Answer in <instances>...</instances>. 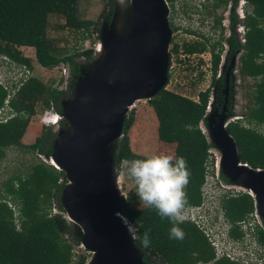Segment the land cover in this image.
Here are the masks:
<instances>
[{"label":"trees","instance_id":"trees-1","mask_svg":"<svg viewBox=\"0 0 264 264\" xmlns=\"http://www.w3.org/2000/svg\"><path fill=\"white\" fill-rule=\"evenodd\" d=\"M78 1L0 0V55L8 56L10 60L6 64L13 69L21 65L30 68V60L17 49L29 46L34 49V58L39 66L51 68L61 62L68 67L71 77L68 86L59 90L29 76L11 93L7 106L12 115L0 122V159L7 148L40 157H48L50 154L55 133L49 128L43 127L32 143L23 144L20 138L34 114L36 103L44 107L52 106L59 113L60 101L70 97L72 83L78 72L77 61L73 55H66L54 46L47 37L46 26L48 15L55 14L63 19L61 26L81 31L80 40L88 37L92 31L96 32L97 22L78 17ZM220 3L223 1L216 0L213 8ZM112 10L110 2L108 15L105 16L106 23L110 20ZM243 13V44H236L232 35L228 40L229 53L241 50L238 56L239 73L253 82L247 95L249 103L245 106L246 113L240 118L227 120L225 129L234 140L239 160L250 168L264 170V0H244ZM231 16L233 18V12ZM213 22L219 26L216 18ZM169 26L172 30L176 29L171 23ZM181 50L186 54L205 50L209 53L208 87L198 91L195 100L161 88L147 103L157 122V139L173 144V155L184 157L187 161L190 182L186 192L189 206H193L201 200L199 189L203 181L207 150L212 146L200 130L199 122L204 119L209 88L213 85L217 86V91L212 106L217 111L220 109L219 90L223 83L221 77L215 79V74L221 45L219 40L204 37V41L183 43ZM176 51L177 45L172 44L170 52ZM91 53L92 49L86 48L78 55L88 59ZM200 75L198 73V77ZM9 82L15 88L11 80ZM6 96L7 90L0 84V107ZM131 122V115L123 121L121 136L112 156L116 166L125 159L147 157L129 148L126 131ZM58 124L63 126L61 121ZM220 178L227 182L222 175ZM64 183V174L60 170L39 159L31 161L25 171L13 172L0 181V264H84L86 255L81 254L75 260L72 259L71 244L63 237L70 233L69 223L60 207L57 206L59 212L50 213L52 200L58 199ZM252 210V197L246 192H237L235 195L231 193L218 197L213 215L216 218L221 212L230 223L229 237L240 239L243 232L235 222L245 221ZM120 212L138 229L137 239L133 243L145 264L152 262L150 257L163 264H192L195 261L205 264H243L224 256L214 259L212 247L192 222L180 224L184 238L174 240L169 237L172 224L167 219H161L155 210L142 206L131 207L120 196ZM145 231L151 240L146 248L140 239ZM252 235L264 249V229L255 225ZM259 264H264V260Z\"/></svg>","mask_w":264,"mask_h":264},{"label":"water","instance_id":"water-1","mask_svg":"<svg viewBox=\"0 0 264 264\" xmlns=\"http://www.w3.org/2000/svg\"><path fill=\"white\" fill-rule=\"evenodd\" d=\"M128 7L130 22L122 36L115 35L112 20L99 26L94 47L98 56L74 77L70 97L60 101L58 121L52 125L56 135L49 156L44 158L64 174L58 203L64 217L79 228V243L89 253L84 264H145L131 236L128 260L118 253L123 233L112 214V204L116 213L120 212L121 195L118 177L110 172L111 145L120 138L126 112L132 108L126 111L123 106L148 100L163 88L170 33L164 0H128ZM133 22L134 40L121 51L110 34L124 40ZM99 46L104 47L101 58ZM92 75L94 81L88 77ZM205 116L212 120L211 114ZM223 118L218 116L208 135L220 151L218 171L231 185L249 190L264 229V170L242 164ZM60 121L66 126L60 127ZM93 249L99 251L94 253Z\"/></svg>","mask_w":264,"mask_h":264},{"label":"rangeland","instance_id":"rangeland-1","mask_svg":"<svg viewBox=\"0 0 264 264\" xmlns=\"http://www.w3.org/2000/svg\"><path fill=\"white\" fill-rule=\"evenodd\" d=\"M110 2L113 5V10L110 15L109 22L111 20L113 22L115 35L122 36L129 25L131 17L130 9L128 7V0H79L77 3L78 17L81 19H90L94 22H97L96 32L92 31L91 34L88 37H85L83 40H80V30H73L61 26L63 25V19L61 17L55 14L48 15L46 26L47 37L48 39H51L55 47L63 50V53L74 56L77 61V75L81 70L86 71L89 68L91 62L98 56L97 52L94 50L95 43L98 39L97 32L99 26L105 21V16L108 15V3ZM164 2L167 6L165 15L170 37L167 43L168 65L166 69V81L163 88L195 100L197 92L205 89L209 85L210 79L208 69L210 56L206 50L201 53L186 54L181 50L182 44L191 41H201V37L197 34L199 32L203 35H208L211 39H219L224 45H227L228 41L223 33H225L228 28H225L221 23V21L225 19L224 13L226 12L227 6L225 5L224 8L220 7L213 11L209 6L212 0H173L172 7H170L165 0ZM203 4L206 6L203 7ZM241 7L244 6L241 4ZM216 16L220 18L219 26L222 27V34L219 37L217 36L218 28L212 24V18ZM169 23L175 25L176 29L172 30L169 26ZM239 24H241L240 21ZM241 33L242 32L238 34ZM232 35L234 40H236L235 35L233 33ZM172 44L177 45V51L174 53L170 52ZM86 48L92 49L91 56L88 59L78 55V53ZM17 49L20 51L22 56L27 57L30 60V68L27 69L30 71L31 77H34L59 90H63L68 86L71 77L69 78V73L68 75L61 73V68L63 67L60 64L51 68L41 67L35 61L34 49L32 47L20 46ZM237 54L238 53H233L229 57L231 58L230 64H232V66L229 67L228 65L224 68L222 64H219V62L217 65L215 79L221 77L223 83L219 90L221 95L220 107H224L223 112L221 108L218 111L215 110L210 104L214 98V93L217 91V86L213 85L209 88L210 90L208 95L207 111L205 114H211L212 120L209 121L206 116H204L203 121L199 122V128L208 141V135L210 131L209 127L213 125L214 121L216 122L218 120L217 118L220 114L224 116L223 121L226 122L231 118H240L246 113L245 106L249 103V98L247 95L251 90L253 80L238 74V62L236 59ZM223 55L224 52L220 51L219 57L221 56L222 58ZM63 66L64 68L66 67L64 64ZM198 73L201 74L199 77ZM47 108L48 107H44L40 103H36L34 106V114L31 115L29 122L20 138L21 143H32L34 138L40 133L43 127L54 131V126H44L39 122V116L41 115L42 111ZM225 108L227 111H224ZM228 111L234 116L226 114ZM7 114L8 111L5 112L4 115L1 113L0 116L4 117ZM129 115L132 117V122L126 131V135L131 151L144 156H150L153 154L173 155V144L163 143L156 137L157 122L146 99L136 100L131 110L126 112L125 118ZM65 126V123H63V126L60 124V127L62 128ZM118 140L119 138L116 139L111 145L112 156L116 149ZM207 151L210 152L209 160L212 159V163L215 158H218V155H220V151L215 148L213 144ZM44 158V156L40 157L37 154L21 153L14 148L5 149V154L0 159V181L5 179L13 172L25 171L27 165L36 159L47 163L44 161ZM123 171L124 169L122 168V163L118 164L117 166L114 165L112 157L110 172L114 178L118 177L117 186L120 189V195L123 197V199L124 196H127L131 201V203H127L131 207L136 208L138 200L135 196V185L126 176L121 175ZM220 175H222L220 171L217 173V176H214L213 174L212 182L215 183L216 189L218 192H221V195L226 193L242 192L241 190H237L238 187L231 186L228 180L227 182L222 181ZM225 187L234 188H229L230 190H226L223 189ZM216 198L217 194L214 193L213 198L211 199L213 203H209L208 206V214L213 216L212 219H214L213 210L215 207H213V205L215 204ZM57 206L60 207L61 213L63 215V209L58 203V199L52 200L50 213L53 214L59 212ZM200 211H203V213L199 212L201 215H205L207 212L206 209ZM253 213L257 215L255 210ZM219 217L223 218L222 215H219ZM251 219L253 218L247 216V220L251 221ZM258 221H261V219L258 218ZM68 223L70 233L69 235L64 234L63 237L68 243L71 244L72 259L75 260L77 256L81 254L86 255L87 258L89 253L79 243V228L69 221ZM75 238L78 240L77 242H75ZM248 243L249 241L246 240V244ZM243 247L244 245H242L241 248ZM244 249L250 250L251 244L249 243V246ZM254 249L258 251L257 248Z\"/></svg>","mask_w":264,"mask_h":264},{"label":"clouds","instance_id":"clouds-1","mask_svg":"<svg viewBox=\"0 0 264 264\" xmlns=\"http://www.w3.org/2000/svg\"><path fill=\"white\" fill-rule=\"evenodd\" d=\"M241 4L244 6V0H241ZM17 70L18 68L13 69L0 59L2 80H10L11 72H17ZM122 168L124 171L121 175L126 176L135 185L137 207L153 209L161 219L169 220L172 224L169 230L170 239L182 240L185 234L179 225L188 220L189 206L186 188L190 182V171L186 159L170 154H153L143 159H125L122 161ZM117 190L119 191V188ZM124 199L131 203L127 196H124ZM115 215L121 220L132 239H137L136 225L122 212H117ZM140 239L145 248L151 243L147 231Z\"/></svg>","mask_w":264,"mask_h":264},{"label":"built area","instance_id":"built-area-1","mask_svg":"<svg viewBox=\"0 0 264 264\" xmlns=\"http://www.w3.org/2000/svg\"><path fill=\"white\" fill-rule=\"evenodd\" d=\"M4 62H8L9 58L2 55L0 56ZM63 68H61V73L66 72V67L64 68L63 63H59ZM30 76V71L24 66L21 65L17 72H11L10 80L15 88H13L8 81L2 80L0 78V84L7 90V96L3 101V105L0 107V114L3 115L5 112L8 111V114L4 117L0 116V122H4L8 117L12 115L10 108L7 106L8 97L11 93L17 89L23 81ZM7 83V84H6ZM58 121L57 112L54 110L52 106H49L47 109L42 111L41 115L39 116V122L44 126L47 125H55ZM210 152L208 151L207 161L205 163L204 173H203V181L200 185V203L198 205L188 206L187 208V215L189 222H192L204 235L208 244L212 247L214 256H224L230 260L238 261L239 263L243 264H259L262 260H264V249H262L258 243L256 242L255 238L252 235L255 225L259 228H262L261 221H258V217L253 210L248 213V217H252L251 221H236L235 224L239 227V229L243 232L240 239H233L229 237L228 230L230 228V223L226 221L224 218H220L219 215H222L221 212L217 215L216 218L212 219L213 216L208 214L209 211V203H213L211 200L213 198V194H217V198L215 200V204L213 207H216L218 197L222 196L218 192L215 186V183L212 182L213 174L217 176L218 168L216 165L217 159L212 163V159L209 160ZM213 171V172H211ZM229 188L232 187H225L223 189L230 190ZM235 190V189H234ZM240 190V189H237ZM242 191V190H241ZM245 192V191H242ZM237 193V192H236ZM236 193H232L235 195ZM231 194V193H226ZM225 194V195H226ZM207 210V214L201 215L199 212L200 210ZM255 220V221H254ZM246 240L249 241L251 244V249L253 250H246L244 248L249 246V243L246 244ZM242 245H244L243 248ZM257 248L258 251H256Z\"/></svg>","mask_w":264,"mask_h":264},{"label":"flooded vegetation","instance_id":"flooded-vegetation-1","mask_svg":"<svg viewBox=\"0 0 264 264\" xmlns=\"http://www.w3.org/2000/svg\"><path fill=\"white\" fill-rule=\"evenodd\" d=\"M166 1V3L167 4H169V6L170 7H172V1L173 0H165ZM216 0H212V2L209 4V6L211 7V9L214 11L215 9H217V8H224L225 7V5L227 6V9H226V12L224 13V15H225V19H223V21H221V23L223 24V26L225 27V28H228L227 30H226V32L225 33H223V35H225V37L227 38V41L230 39V37L232 36V33L235 35V37H236V40H235V42H236V44H238V45H242L243 44V36H242V34H238V33H240L242 30H243V20H244V13H243V7H241V0H220V1H223V3H220L216 8H213V3L215 2ZM203 7H205L206 5H202ZM231 12H233V18H234V20H233V18H232V16H231ZM217 19L218 21L220 20V18L218 17V16H216V17H213L212 18V24H214V22H213V19ZM238 21V22H237ZM239 21L241 22V24H239ZM215 25V24H214ZM175 26V25H174ZM217 28H218V33H217V36L219 37V36H221V34H222V27L221 26H218V25H215ZM229 26H230V28H232V29H230L229 28ZM176 27V26H175ZM221 28V29H220ZM173 30H175V29H173ZM220 30H221V33L219 34V32H220ZM232 30V31H231ZM198 34V36H200L201 37V41H204V37H207V38H209L210 40H214V39H211L208 35H203V34H201V33H197ZM215 40H219V39H215ZM194 41H191V42H187V43H193ZM219 42H220V45H221V47H222V49H221V51L222 52H224V55H223V57L221 58V56L219 57V64H222L223 65V67L225 68V67H227L228 65H229V67L230 66H232V64H230V62H231V58H229L233 53H229V46H228V44L227 45H224L223 44V42H221L220 40H219ZM240 52H241V50H239V51H237V52H234V53H238L237 54V57H236V59H237V62H238V56H239V54H240ZM193 54V53H192ZM238 66H239V62H238ZM238 66H237V72H238V74L240 75V76H243V75H241L240 73H239V69H238ZM67 68V70H68V67H66ZM229 72V71H228ZM68 73H69V71H68ZM68 73H67V75H68ZM245 77V76H244ZM213 102H214V98L212 99V102L210 103L211 105H213ZM220 103H221V100H220ZM220 107V106H219ZM215 108V107H214ZM221 109H222V112H223V108L224 107H220ZM215 110H217L216 108H215ZM207 111V110H206ZM224 111H227V109L225 108V110ZM226 114H228V115H232L230 112H228V113H226ZM205 116V115H204ZM220 256H217V257H215L214 256V259H217V258H219ZM150 260L152 261L151 263H149V264H163V263H159L156 259H154L153 257H150ZM192 264H205V263H202V262H200V261H195V262H193Z\"/></svg>","mask_w":264,"mask_h":264},{"label":"bare ground","instance_id":"bare-ground-1","mask_svg":"<svg viewBox=\"0 0 264 264\" xmlns=\"http://www.w3.org/2000/svg\"><path fill=\"white\" fill-rule=\"evenodd\" d=\"M135 23L133 22L131 28H132V31L130 33V35L126 36L124 40L120 41L118 39H114V36L112 34H110V40L116 45V47L118 49H120L121 51L125 50L127 47H129L131 45V43L133 42L134 40V37H135ZM101 49L104 50V47L103 46H99V52H100V58L102 56L101 54ZM90 78V80L94 81V75H92V77L88 76ZM134 106V102H131L130 104H127L124 107V110L127 111V109L130 107H133ZM122 107V108H123ZM124 115V113L122 114V116ZM205 131V130H204ZM50 163V162H49ZM52 163H56L55 161ZM243 165H245L244 163H242ZM216 165H217V168L219 167V163H218V159H217V162H216ZM247 166V165H245ZM233 186V185H231ZM234 188V187H232ZM238 189L242 190V191H249L247 188H244V187H238ZM112 214L117 217L115 214H116V211H115V208H114V204H112ZM116 223L120 226L121 230H122V233H123V239L120 243V246H119V249H118V253L124 257L126 260H128V249H129V233L127 231V229L125 228V226L123 225V223L121 222V220L119 218L116 219ZM97 251L99 250H95L93 249V252L96 253Z\"/></svg>","mask_w":264,"mask_h":264}]
</instances>
